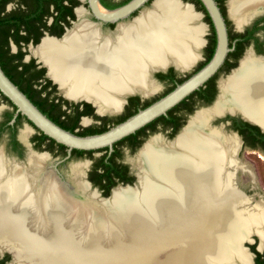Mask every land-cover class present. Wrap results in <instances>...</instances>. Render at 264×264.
<instances>
[{
    "label": "bare ground",
    "instance_id": "bare-ground-1",
    "mask_svg": "<svg viewBox=\"0 0 264 264\" xmlns=\"http://www.w3.org/2000/svg\"><path fill=\"white\" fill-rule=\"evenodd\" d=\"M242 3L230 0L237 23ZM154 5L121 25L112 41L44 39L34 52L66 95L91 99L101 110L117 108L116 93L149 85L150 66L171 58L186 67L198 56L191 45L199 47L204 28L189 24L197 19L191 8L176 0ZM248 55L222 80L213 106L198 111L171 142L159 136L141 149L143 195L127 205L131 218L122 215V202L140 193L116 189L108 205H94L78 196L87 190L84 182L69 188L43 170L45 155L10 168L0 153V241L31 243L43 250L42 261L50 258L46 264H227L236 231L264 222V204L248 206L250 197L235 183L237 138L209 125L226 109L264 116V69ZM120 215L131 225L128 233L114 224Z\"/></svg>",
    "mask_w": 264,
    "mask_h": 264
},
{
    "label": "flooded vegetation",
    "instance_id": "flooded-vegetation-1",
    "mask_svg": "<svg viewBox=\"0 0 264 264\" xmlns=\"http://www.w3.org/2000/svg\"><path fill=\"white\" fill-rule=\"evenodd\" d=\"M99 1L106 8H114L128 0ZM152 1L149 2L152 3ZM176 1L183 7L191 8L197 18L199 14L197 11L202 12L205 18L206 23L200 25L203 26L204 31L206 28L208 29L206 38L202 34L199 47L191 45L198 54L197 58L186 67L177 65L170 57L169 61L164 64L150 66L146 75L149 85L124 91L128 92L127 95L116 93V97L119 99L117 108L110 107L101 110L91 99L66 95L65 88L49 74L47 65L35 54L34 50L44 39L63 41L66 38L81 39L91 35V42L94 39L97 42H102L105 39L112 41L118 35L119 27L127 25L128 20H133L137 11L122 20L110 22L95 16L89 0H0V60H13L29 64L35 72L31 77L32 87L42 89V95L49 94L54 98L56 105L47 114L26 93L25 95L54 123L77 135L104 132L160 100L203 67L212 57L216 46L215 28L203 3L201 0ZM215 1L224 17L228 36L229 50L222 65L197 89L164 113L155 116L133 132L116 140L111 146L88 150L77 148L69 150L66 145L46 134L57 144L52 145L50 140L43 141L40 136L42 131L25 115L17 112L16 106L4 94L11 103L0 95L2 103L0 105V143L3 144L0 153L8 167L12 168L14 164L24 166L22 160L25 159L28 163L27 160L31 153L33 155L46 152L52 158V163L60 161L57 166H64L69 160H85L70 164L73 165L72 168L69 165L67 169H64V172L71 173L72 170L73 178L77 183L82 179V177L80 178L82 169L85 172L83 179L89 181L93 187H97L100 191L106 187L111 190L119 183L135 181L136 171L139 169L137 156L145 144L159 136L164 143L175 139L198 111L210 108L215 103L220 94L222 80L227 78L243 59L248 58V54L249 58L257 60L261 69H264V0H242L241 22L239 21V23L230 14V0ZM189 24L193 26L192 22ZM213 36H215V40H213ZM12 82L17 85L14 81ZM17 87L19 88L18 85ZM25 121L32 126V129L21 130ZM220 121L227 122L226 128L237 134L235 137L241 148L252 149L255 150V153L264 155V116L258 119L242 110L227 109L224 117L216 118L211 123L215 125ZM74 165H78L79 174L74 172ZM98 172H108L110 177L102 180L101 184H97L93 177ZM56 174L63 176V171L57 167ZM102 184L105 185L100 188L99 186ZM249 202L253 204L251 198ZM258 203L263 205L264 199L251 206ZM263 225L264 222L254 223L249 225L244 232L236 231L235 244L237 247L232 255L230 252L223 260L228 261L231 257L233 264H264ZM245 233L247 238L239 246L240 239Z\"/></svg>",
    "mask_w": 264,
    "mask_h": 264
},
{
    "label": "water",
    "instance_id": "water-1",
    "mask_svg": "<svg viewBox=\"0 0 264 264\" xmlns=\"http://www.w3.org/2000/svg\"><path fill=\"white\" fill-rule=\"evenodd\" d=\"M150 0H128L127 2L114 7V8H106L103 6L99 0H89L90 7L92 8L95 16L98 19L103 21H110L115 22L122 20L128 17L132 12L137 11L135 18L141 14L147 7L151 4L154 6V1L151 0L152 3L149 2ZM149 2V3H148ZM204 7L206 8L209 17L215 28V35H216V46L212 57L209 61L201 67L198 71L193 73L190 77L184 80L182 83L178 84L172 91L166 94L157 102L153 103L149 107L140 110L136 114L128 117L124 121L112 126L108 130L90 134V135H77L74 134L56 123H54L51 119H49L38 107L23 93L17 85H15L11 79L5 74L3 69L0 66V92L4 94L15 106L16 111L21 112L26 118L32 122L37 128H39L44 134L53 138L57 142L66 145L69 150L72 148L77 149H95L103 146H111L113 142L126 136L127 134L133 132L155 116L164 113L167 109L172 107L186 95H188L193 90L197 89L200 85H202L209 77H211L222 65L229 50L228 47V36L226 25L224 21V17L216 3L215 0H201ZM134 18V19H135ZM133 19V20H134ZM133 20H128L126 23H130ZM127 24V25H128ZM122 95H127L128 92H122ZM219 96V95H218ZM227 109L224 110L220 114H214L211 116L209 120V125L216 127L211 123L212 120L216 118H222L226 115ZM227 122L220 121L219 126L225 127ZM236 136V133H233ZM38 154V153H36ZM41 155H45L46 159H48L49 154L46 152L40 153ZM32 155V153H31ZM60 162V161H58ZM51 163V165H47L46 163L43 165V170L50 171L61 183H63L66 187L73 188L76 187V180L74 183H70L67 180L62 179L57 172V163ZM73 165H70L72 168ZM71 176L73 177L72 170ZM85 176V172L81 170L80 178L82 177L81 181L84 182L87 186V190L79 191L78 196H80L81 200L90 199L91 202H94V205H108V202L112 200V196L114 190L128 188L130 190L135 191L136 193H140V195L128 198L123 203L125 206L124 210L125 213L122 214L130 216L132 214V210L127 211V205L130 203H136V198L139 199L143 195L142 185L139 180L138 169L136 171V180L132 183H119L115 187L110 190L108 196H104L102 191H100L97 187H93L91 183L83 177ZM142 191V192H141ZM100 215V210H98ZM120 215L118 220L114 221V224L120 227L124 232L128 233L129 229H131V225L126 223V219ZM136 218V217H134ZM123 232V233H124ZM247 238L246 233L240 239L239 246L243 243V241ZM108 242V241H107ZM106 243V242H105ZM104 245V244H103ZM4 250L5 253L10 255L11 264H46L49 263L50 258L46 261H42L44 254L40 251H43L31 243L23 244L15 240H4L0 241V250ZM5 253H0V257H2ZM8 263V262H7ZM6 263V264H7ZM227 264H233L231 257L230 260L227 261Z\"/></svg>",
    "mask_w": 264,
    "mask_h": 264
},
{
    "label": "rangeland",
    "instance_id": "rangeland-1",
    "mask_svg": "<svg viewBox=\"0 0 264 264\" xmlns=\"http://www.w3.org/2000/svg\"><path fill=\"white\" fill-rule=\"evenodd\" d=\"M153 9V5L151 4L149 7H147L142 13L149 11ZM198 18L194 21H192L193 26H197L200 24H205V18L202 15V12L197 11ZM141 13V14H142ZM139 14L138 16H140ZM137 16V17H138ZM128 24V23H127ZM208 29L206 28L203 37L206 38ZM0 105L2 103L0 102ZM213 106V105H212ZM215 126L224 134V135H232L233 133L228 130L225 127H220L219 123H216ZM25 128L32 129V126L27 123L26 121L21 127V130ZM237 149H235V161L237 162L238 166L235 167V183L236 186L244 191L246 195H248L251 198V201H253V204L260 201L261 199H264V155L262 153L258 154L255 153V150L248 149V148H241L240 143H237ZM0 148H3V144L0 143ZM248 151V152H247ZM22 165L28 166L26 163V160H22ZM85 160H69L65 163L64 166L58 165V169L60 168L63 171L62 179L69 181L70 183H74V178L71 176L70 172L66 171L64 172V169L68 168L70 164L74 163H80L84 162ZM51 165L52 158L48 157V159L45 160L44 164ZM43 164V165H44ZM239 168V169H238ZM53 175V174H52ZM54 176V175H53ZM252 203L249 204V206L253 205ZM5 253V251L2 249L0 250V253ZM7 264H11V260L8 261Z\"/></svg>",
    "mask_w": 264,
    "mask_h": 264
},
{
    "label": "trees",
    "instance_id": "trees-1",
    "mask_svg": "<svg viewBox=\"0 0 264 264\" xmlns=\"http://www.w3.org/2000/svg\"><path fill=\"white\" fill-rule=\"evenodd\" d=\"M214 38H215V36H213V40H215ZM0 65H1L2 69L4 70V72L10 77V79L12 81H14L19 86V88L24 93H26V95L40 109L45 111V113L48 114L49 111L54 108L56 103H54L53 97H50V95L47 93L45 95H42L41 94L42 89H36V88L32 87L33 82L31 81V77L34 76L35 72L32 70V68L29 66V64H22L20 62H15L13 60H0ZM0 95L4 100L11 103L3 94H1V92H0ZM11 114L9 115V118L11 117ZM40 136H41L43 141L50 140L53 143L52 145L57 144L53 139L47 137L42 132H40ZM58 145L61 147H64L63 145H60V144H58ZM108 177H110L108 172L107 173L106 172H98V174L93 177V180H95V182L97 184H99V183L101 184V181L106 180ZM129 183H132V182H129ZM104 185L102 184L99 187L103 188ZM109 193H110L109 187H106L104 190H102V194L104 196H108ZM10 258H11L10 255L8 253H5L2 257H0V264H6L10 260Z\"/></svg>",
    "mask_w": 264,
    "mask_h": 264
}]
</instances>
